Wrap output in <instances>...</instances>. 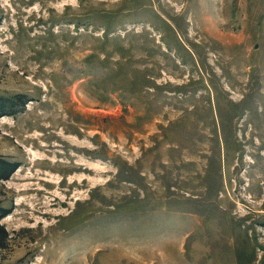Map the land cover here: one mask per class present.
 <instances>
[{"label": "rangeland", "instance_id": "obj_1", "mask_svg": "<svg viewBox=\"0 0 264 264\" xmlns=\"http://www.w3.org/2000/svg\"><path fill=\"white\" fill-rule=\"evenodd\" d=\"M0 95V264H264V0H0Z\"/></svg>", "mask_w": 264, "mask_h": 264}, {"label": "trees", "instance_id": "obj_2", "mask_svg": "<svg viewBox=\"0 0 264 264\" xmlns=\"http://www.w3.org/2000/svg\"><path fill=\"white\" fill-rule=\"evenodd\" d=\"M22 96L6 97L0 95V117L2 115L14 114L21 105L23 101ZM16 109V111H14ZM18 164L12 163L4 158H0V179H5L10 173L16 170Z\"/></svg>", "mask_w": 264, "mask_h": 264}, {"label": "bare ground", "instance_id": "obj_3", "mask_svg": "<svg viewBox=\"0 0 264 264\" xmlns=\"http://www.w3.org/2000/svg\"><path fill=\"white\" fill-rule=\"evenodd\" d=\"M233 124V123H232ZM235 124V123H234ZM239 124V123H238ZM240 125V124H239ZM234 126V125H233ZM232 129H233V127H232ZM240 129V128H239ZM238 129V130H239ZM235 130V129H234ZM243 130V129H242ZM233 132V135H232V139L234 138V139H236V136H238L236 133H235V131H232ZM242 132V131H241ZM248 136L250 137V139L253 137L252 136V133H248ZM238 138V137H237Z\"/></svg>", "mask_w": 264, "mask_h": 264}]
</instances>
